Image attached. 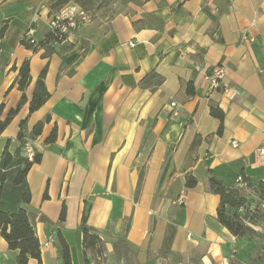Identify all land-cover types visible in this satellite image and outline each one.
Here are the masks:
<instances>
[{"label":"crops","instance_id":"obj_1","mask_svg":"<svg viewBox=\"0 0 264 264\" xmlns=\"http://www.w3.org/2000/svg\"><path fill=\"white\" fill-rule=\"evenodd\" d=\"M49 1L0 0L2 118L23 94L13 67L31 66L27 101L0 135V165L9 140L19 150L23 120L41 154L26 176L31 201L14 186L1 206L32 214L42 264H65L59 234L72 264H86L84 213L105 242L101 255L88 252L90 264H263L264 244L250 239L259 225L242 236L223 226L207 178L264 181V0H112L63 41L48 39ZM30 27L32 47L21 41ZM218 64L229 93L205 79ZM44 68L50 96L30 113ZM152 71L163 81L141 85ZM18 253L0 233V264H18Z\"/></svg>","mask_w":264,"mask_h":264},{"label":"trees","instance_id":"obj_2","mask_svg":"<svg viewBox=\"0 0 264 264\" xmlns=\"http://www.w3.org/2000/svg\"><path fill=\"white\" fill-rule=\"evenodd\" d=\"M71 1L79 4L85 12L89 13L100 7L107 6L112 0H50L49 7L52 12H58ZM4 30L5 28L1 30V33H3ZM48 39L61 41L53 35L52 31ZM21 41L29 47L37 44V42L32 43L24 38H22ZM38 45H40V43H38ZM13 68L14 70H18V75L14 84H18V88L23 94L18 105L10 109L5 118H2L4 104H0V135L11 123L22 105L27 101L25 91L31 83V66L29 60H25L20 67L14 66ZM45 76L46 68H44L36 81L33 97L30 102V113L39 109L50 96L45 84ZM152 78H156L158 83L163 81L161 75L156 71H152L143 78L141 85L146 86L147 81ZM191 84L192 83L188 84L187 92L189 94L194 92V90L190 88ZM211 113L221 120L224 118L223 111L216 106L211 107ZM24 125L25 120L21 122V131L18 136L20 140L19 150L16 153H12L9 148V140L2 152L0 165V233L7 241L10 249L19 251L17 256L18 264H29L31 258L38 260L37 264H42L41 244L35 231V223L32 214L23 207H19L15 210H6L1 206L2 199L12 187L25 186L26 176L30 168L34 163L40 162L41 160L40 153L36 152L33 160H29L23 153L24 138L27 135L23 130ZM43 125L44 121L38 122L33 128L32 134L37 135L41 133ZM55 138L56 129L53 130L48 141H53ZM243 178L248 182L247 187L240 186L237 183L232 186L226 185L223 179L215 175H210L207 178L209 190L220 196V203L217 208V219L235 236H242L246 233L255 232L253 224H256V217L260 210V206L264 203V181L251 182L247 177L243 176ZM196 184L197 178L195 176H186L187 187L191 188L196 186ZM251 190L254 191V197L256 198L255 205L253 204L254 197L250 195ZM20 195V199L23 202L31 201V191L27 186L20 191ZM44 197L47 198L48 194L45 193ZM241 208H243V211L240 210ZM65 215L66 206L64 205L60 215L61 220L65 218ZM79 226L83 233L85 263L90 264V260L87 257L88 252L96 256L101 255L105 252V242L100 236V231L87 223V215L85 213L81 217ZM59 242L62 248L61 252L64 263L72 264L70 246L62 234H59ZM117 242L124 243V238H119Z\"/></svg>","mask_w":264,"mask_h":264},{"label":"built area","instance_id":"obj_3","mask_svg":"<svg viewBox=\"0 0 264 264\" xmlns=\"http://www.w3.org/2000/svg\"><path fill=\"white\" fill-rule=\"evenodd\" d=\"M92 21V15L85 12L81 7L68 4L65 5L60 11H58L51 19H50V27L53 35L59 40H66L74 31L80 26L84 24H88ZM34 30L30 27L23 35V38L29 40L32 43H36L33 38ZM1 41V39H0ZM2 52V48L0 46V53ZM225 69L223 65L218 64L213 66L206 74L205 79L209 83L210 91L214 90H222L224 93L231 92L230 87L225 82ZM174 104V103H173ZM174 114H177L174 111ZM233 145L237 146V141H233ZM23 153L29 159L33 160L35 158V146L32 138L27 134L24 138L23 144ZM260 153L264 154V146L260 149ZM236 183L240 186L247 187L248 182L242 176H239L236 180ZM185 201V195H181L178 199L179 204H183ZM243 211V208L240 209ZM49 242L46 243L48 245Z\"/></svg>","mask_w":264,"mask_h":264},{"label":"rangeland","instance_id":"obj_4","mask_svg":"<svg viewBox=\"0 0 264 264\" xmlns=\"http://www.w3.org/2000/svg\"><path fill=\"white\" fill-rule=\"evenodd\" d=\"M250 195L251 197L255 196L253 190H251ZM253 200H254L253 204L255 205L256 198L254 197ZM256 220H257L256 225H259V229L256 231L255 234L250 236V239L264 244V203H262L260 206V210L257 214ZM261 254H263V251L261 252ZM259 257L264 260V255L259 256ZM263 264H264V261H263Z\"/></svg>","mask_w":264,"mask_h":264}]
</instances>
